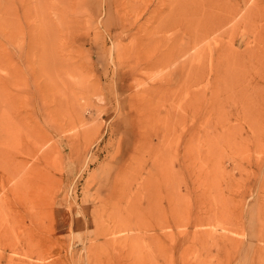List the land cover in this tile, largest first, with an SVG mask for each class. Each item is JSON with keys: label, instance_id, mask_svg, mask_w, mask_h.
I'll use <instances>...</instances> for the list:
<instances>
[{"label": "rangeland", "instance_id": "obj_1", "mask_svg": "<svg viewBox=\"0 0 264 264\" xmlns=\"http://www.w3.org/2000/svg\"><path fill=\"white\" fill-rule=\"evenodd\" d=\"M174 1L0 0V264H264V0Z\"/></svg>", "mask_w": 264, "mask_h": 264}, {"label": "bare ground", "instance_id": "obj_2", "mask_svg": "<svg viewBox=\"0 0 264 264\" xmlns=\"http://www.w3.org/2000/svg\"><path fill=\"white\" fill-rule=\"evenodd\" d=\"M168 1H170V0H168ZM173 1H174V0H173ZM173 1H172V2H173ZM186 1H187V0H186ZM186 1L184 0V2H186ZM198 1H199V0H198ZM203 1H204V0H203ZM210 1H211V0H210ZM216 1H218V0H216ZM216 1H215V3H216V5H217V2H216ZM220 1H221V0H220ZM223 1H225V0H223ZM165 2H166V0H165ZM172 2L170 1L169 3H167V2H166V3L169 4V5H170V3H171V5H172ZM184 2H181V3L184 4ZM193 2H195V1H193ZM206 2H207V1H206ZM208 2H209V0H208ZM218 2H219V1H218ZM233 2H234V0H233ZM174 3H176V0L174 1ZM174 3H173V4H174ZM199 3H200V2H199ZM199 3H197L198 6H197L196 8H198V7L200 8V7H201V6L199 5ZM210 3H211V2H209L208 5H207V3H206L205 6H206V7H207V6L209 7V4H210ZM215 3H214V5H215ZM241 3H242V2H241ZM246 3H247V1H246ZM191 4H192V3H191ZM201 4L203 5V2H202ZM219 4H221V3L219 2L218 5H219ZM222 4H223V3H222ZM239 4H240V3H239ZM239 4L237 5L238 7H239ZM179 5H180V3H179ZM185 5H186V4H185ZM211 5H213V4H211ZM216 5H215V6H216ZM234 5H235V4H234ZM165 6H166V4H165ZM172 6L177 7V4H174V5H172ZM186 6H187V5H186ZM232 6H233V5L231 4V7H232ZM235 6H236V5H235ZM170 7H171V6H170ZM183 7H184V6H183ZM183 7H182V8H183ZM190 7H192V6H190ZM202 7H204V6H202ZM218 7H219V6H218ZM218 7H217V9H218ZM224 7H225V5H224ZM180 8H181V7H180ZM188 8H189V7H188ZM188 8H185V9L187 10ZM194 8H195V7H194ZM196 8H195V9H196ZM199 8H198V9H199ZM211 8H212V7H211ZM214 8H215V7H214ZM220 8H221V6L219 7V9H220ZM239 8H240V7H239ZM171 9H172V7H171ZM183 9H184V8H183ZM183 9H181V11H182ZM185 9H184V10H185ZM201 9H202V8H201ZM201 9H199V13H201V11H200ZM207 9H209V8H207ZM215 9H216V8H215ZM215 9H214V11H215ZM225 9H226V8H225ZM229 9H230V8H229ZM241 9H242V12H243V10H244V14H245L246 7H245L244 9H243V8H241ZM162 10H163V9H162ZM168 10H169V6H168ZM168 10H167V11H168ZM174 10H177V8H174ZM186 10H185V11H186ZM188 10H189V9H188ZM188 10H187V11H188ZM191 10H193V7H192V9L190 8V11H191ZM222 10H223V9H222ZM226 10H228V9H226ZM247 10H248V9H247ZM249 10H250V9H249ZM179 11H180V9H179ZM179 11H178V12H179ZM187 11L184 13L185 15L182 13L183 16H184V19H185V17H186V13H187ZM197 11H198V10H197ZM204 11H206V8H205V7H204ZM214 11H213V12H214ZM233 11H234V10H233ZM233 11H232V12H233ZM239 11H240V10H238V12H239ZM183 12H184V11H183ZM202 12H203V10H202ZM206 12H207V11H206ZM210 12H211V11H210ZM215 12H217V13H219V14H222L224 11H223L222 13H220L221 11H215ZM235 12H236V10H235ZM238 12H237V13H238ZM246 12H247V11H246ZM172 13H173V11H172ZM191 13H195V10H194V12L191 11ZM203 13H204V12H203ZM167 14H168V12H167ZM176 14H177V13H176ZM196 14H197V13H196ZM234 14H235V13H234ZM234 14H233V15H234ZM247 14H249V13L247 12ZM178 15H180V13H179ZM191 15H192V14L189 13V16H190V17H188V19L191 18ZM207 15H209L210 18L213 17L212 12H211V13L208 12ZM210 15H211V16H210ZM223 15H225V13H224ZM235 15H236V14H235ZM239 15H240V13H239ZM242 15H243V13H242ZM242 15H241V16H242ZM180 16L182 17V15H180ZM195 16H197V15H195ZM199 16H201V15H199ZM204 16H206V15L204 14ZM204 16H201L202 19H203ZM231 16H232V15H231ZM231 16H229V17H231ZM206 17L208 18V16H206ZM206 17H205V19H207ZM215 17H216V16H215ZM247 17L249 18V15H248ZM182 18H183V17H182ZM186 18H187V17H186ZM193 18H194V17H193ZM219 18H220V16H219ZM219 18L217 17V21H218V22L216 21V22L218 23V24L216 23L217 26L221 23V21H220V23H219V20H220V19H221V20H224L226 17H221L220 19H219ZM223 18H224V19H223ZM227 18H228V16H227ZM235 18H236V17H235ZM235 18H234V20H235ZM241 18H242V17H241ZM241 18H239V19L237 18V20H238L237 24L241 23V22H240ZM177 19H178V17H177ZM194 19H195V18H194ZM215 19H216V18H215ZM215 19H214V20H215ZM230 19H232V18H230ZM244 19H245V21H246V18H244ZM244 19H243V20H244ZM195 20H196V19H195ZM200 20H201V19H200ZM207 20H208V19H207ZM211 20H212V19H211ZM211 20L209 19V22H210V23L213 21V20H212V21H211ZM185 21H186V22H183V20H182V21H180V23H181V22L186 23V24L189 23V26H190V25H192V21H194V20H192V21H190V20L187 21V19H186ZM197 21H198V19H197ZM197 21H196V22H197ZM225 21H226V20H225ZM229 21H230V20H228V22H229ZM241 21H242V20H241ZM201 22H202V21H201ZM203 22H204V20H203ZM231 22H232V21H231ZM243 22H244V21H243ZM197 23H198V22H197ZM226 23H227V21H226ZM204 24H206V20H205V23H204ZM222 24H224V27H225V22H224V21H223ZM222 24H221V25H222ZM237 24H236V25H237ZM195 25H196V23H195ZM185 26H186V25H185ZM185 26H184V27H185ZM189 26H188L187 28L185 27V29H187V30H188L189 28L191 29V27H189ZM202 26H203V25H202ZM215 26H216V25H215V22H214V27H215ZM228 26H230V25H228ZM237 26H238V25H237ZM237 26H236V27H237ZM239 26H240V25H239ZM178 27H179V25H178ZM196 27H197V25H196ZM205 27H207V26H205ZM212 27H213V26H212ZM214 27H213V28H214ZM222 27H223V26H222ZM222 27H220V28L222 29ZM232 27H233V26H232ZM193 28H195V27H194V23H193V27H192V30H191V31H192V35L194 34L193 32L196 30V29H193ZM198 28H199V27H198ZM201 28H202V27H201ZM209 28H210V27H209ZM213 28H212V29H213ZM225 28H226V27H225ZM225 28H223V29H225ZM228 28H229V27H228ZM228 28H227V29H228ZM233 28H234V27H233ZM233 28L230 27L231 30H233ZM203 29H204V28H203ZM203 29H202V30H203ZM215 29H216V28H215ZM218 29H219V27H218ZM230 29H229V30H230ZM183 30H184V28H183ZM204 30H205V29H204ZM204 30H203V32H205ZM213 30H214V29H213ZM213 30H212V31H213ZM229 30H227V31H229ZM234 30H235V29H234ZM178 31H179V30H178ZM184 31H186V30H184ZM191 31H190V34H191ZM197 31H198V29H197L195 32L197 33ZM207 31H208V30H207ZM209 31H210V30H209ZM214 31H215V30H214ZM225 31H226V30H225ZM227 31H226V32H227ZM235 31H236V30H235ZM186 32H187V31H186ZM188 32H189V31H188ZM226 32H225V33H226ZM232 32H233V34L235 33L234 31H232ZM222 33H224V32H222ZM206 34H208V33L206 32ZM211 34H212V33H211ZM211 34H210V35H211ZM228 34H229V32H228ZM182 35H183V34H182ZM182 35H181V37H183ZM197 35H198V34H197ZM210 35H209V36H210ZM258 35H259V34H258ZM227 36H228V35H227ZM184 37H185V36H184ZM189 37H190V35H189ZM189 37H188V38H189ZM195 37H196V36H195ZM195 37H194V38H195ZM206 37H207V35H206ZM206 37H205V38H206ZM256 37H257V35H256ZM217 38L220 39L221 37L218 36ZM179 39H180V38H179ZM195 39H196V38H195ZM221 39H222V38H221ZM255 39H256V38H255ZM257 40H258V39H257ZM178 41H179V40H178ZM178 41L175 42L176 44H174L173 46L177 45ZM195 41H197V40H195ZM255 41H256V40H255ZM190 42H191V40H190ZM208 42H209V40L206 42V45H207ZM211 43H212V42H211ZM256 43H257V42H256ZM262 43H264V42L262 41ZM181 44H182V42H181ZM238 44H239V43H238ZM245 44H247V43H245ZM254 45H255V44H254ZM247 46H249V45L247 44ZM184 47H185V46H184ZM210 47H211V46H210ZM249 47H250V46H249ZM249 47H248V48H249ZM252 47H253V46H252ZM178 48H179V47H178ZM180 48H181V46H180ZM182 48H183V47H182ZM244 48H246V50L248 49L246 46H245ZM250 48H251V47H250ZM213 49H214V46H213ZM219 49H220V48H219ZM255 49H256V47H255ZM178 50H179V49H178ZM182 50L184 51L185 49L183 48ZM182 50H180V54H181V51H182ZM246 50L243 49V51H246ZM216 51H217V50H216ZM172 52H173V51H172ZM172 52H171V55H172ZM247 53H248V51H247ZM247 53H246V54H247ZM176 54H177V53H176ZM180 54H179V55H180ZM179 55H178V56H179ZM257 56H258V55H257ZM170 57H171V56H170ZM176 57H177V56H176ZM259 57H260V55H259ZM261 57H262V56H261ZM171 59H172V58H171ZM165 61H166V60H165ZM167 62H168V61H167ZM167 62H166V63H167ZM259 62H260V61H259ZM159 63H160V62H158V64H159ZM167 64H169V63H167ZM184 64H185V63H184ZM184 64H183V66H184ZM160 65H161V63H160ZM216 68H217V66H216ZM217 69H218V68H217ZM169 72H170V71H169ZM177 72H178V70H177ZM215 72H216V71H215ZM178 73H179V72H178ZM179 74H180V73H179ZM179 74H178V75H179ZM217 74H218V73L215 74L216 77H217ZM254 75H255V74H254ZM258 75H259V74H258ZM169 76H171V75H169ZM172 77H173V76H172ZM176 78H177V77H176ZM254 78H255V77H254ZM169 79H170V78H169ZM252 79H253V77H252ZM250 82H251V81H250ZM256 82H257V81H256ZM255 85H256V83L254 84V87H256V86L259 87V88L261 87V86H258V85L255 86ZM180 88H181V87H180ZM253 90H254V89H253ZM256 90H257V89H256ZM261 90H262V89H261ZM185 91H186V90H184V93H185ZM181 92H182V91H181ZM262 92H263V91H262ZM262 92H261V94H262ZM236 97H237V96H236ZM176 99H177V98H176ZM177 100L180 101L179 98H178ZM232 101H233V100H232ZM235 101H236V99H235ZM172 103H173V102H172ZM237 104H238V103H237ZM178 117H179V116H178ZM156 120H157V118H156ZM161 120H162V119H161ZM165 120H166V119H165ZM167 120H169V119H167ZM169 122H170V121H169ZM169 122H168V123H169ZM162 124H163V121H162ZM222 124H223V123H222ZM168 125H169V124H168ZM168 127H169V126H168ZM167 131H168V129H167ZM160 133H161V132H160ZM161 134H162V133H161ZM166 135H168V134L166 133ZM140 150H141V148H140ZM142 152H143V151H142ZM139 154H140V153H139ZM140 155H141V154H140ZM159 156H160V155H159ZM161 156H162V154H161ZM161 156H160V157H161ZM176 157H177V155H176ZM181 157H182V155H181ZM161 158H162V157H161ZM139 161H140V160H139ZM181 161H182V160H181ZM185 162H186V161H185ZM140 163H142V162H140ZM182 163H183V162H182ZM183 164H184V163H183ZM183 164H182V165H183ZM153 165H154V164H153ZM163 165H164V164H163ZM161 166H162V165H161ZM183 167H184V165H183ZM156 168H157V167H156ZM162 175H163V174H162ZM161 177H162V176H161ZM126 179H127V178H126ZM126 179H125V180H126ZM135 179H137V176L135 177ZM144 179H146V178H144ZM144 179H143V180H144ZM160 179H162V178H160ZM126 181H127V180H126ZM161 181H162V180H161ZM161 181H160V183H161ZM142 183H143V182H142ZM160 183H159V184H160ZM164 183H165V182H164ZM164 183L162 182L163 185H164ZM161 187H162V186H161ZM143 188H144V186H143ZM161 189H162V188H161ZM182 206H183V205H182ZM183 208H184V207H183ZM187 208H188V207H187ZM184 210H185V209H184ZM185 211H186V210H185ZM170 212H171V211H170ZM172 212H173V211H172ZM179 213H180V212H178V214H179ZM182 213H183V211H182ZM182 213H180V214H181L180 217H183V216H182ZM178 214H177V212H176V215H174V216H177ZM178 216H179V215H178ZM178 216H177V217H178ZM177 223H178V220H177ZM177 223H176V224H177ZM1 236H2V235H1Z\"/></svg>", "mask_w": 264, "mask_h": 264}]
</instances>
